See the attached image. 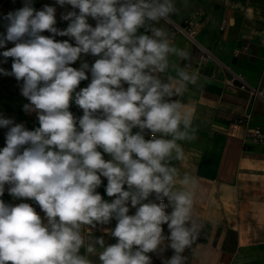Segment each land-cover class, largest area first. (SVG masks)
Returning a JSON list of instances; mask_svg holds the SVG:
<instances>
[{
    "label": "clouds",
    "instance_id": "9594fccd",
    "mask_svg": "<svg viewBox=\"0 0 264 264\" xmlns=\"http://www.w3.org/2000/svg\"><path fill=\"white\" fill-rule=\"evenodd\" d=\"M57 3L79 9V14L62 17L71 21L66 30L54 27V7L36 11L25 3L5 17L6 36L0 37V48L15 43L2 53L14 58L11 73H0L23 81L22 95L30 101L25 111L37 112L39 121V127L29 131L0 118V127L9 129L0 150V196L10 185V195L33 199L47 220L45 224L28 203L12 206L0 200V264H91L79 255L84 245L81 229L107 224L113 217L118 223L111 235L118 242L107 247L102 238L95 242L104 248L99 254L102 264H151L147 253L164 241L165 223L175 253L167 264H186L182 254L201 225L192 216L194 178L181 177L172 161H183L178 141L193 139L195 129L192 112L172 97L196 84L199 73L170 63V56L187 60L190 54L172 45L168 32L155 26L175 13L174 0ZM89 16L97 21L95 27L87 22ZM140 28L151 35H137ZM44 31L72 37L76 46L45 37L40 34ZM82 53L101 58L91 66V83L76 92L88 78L89 65L82 64L80 70L69 65ZM122 82L128 84L126 90ZM73 93L83 109L81 131L69 111ZM137 127L141 131L132 134ZM145 129L152 134L149 140L142 134ZM25 145L29 147L21 152ZM98 148L112 160L105 161ZM101 176L107 178V195L116 197L111 203L96 192ZM153 192L161 203H142ZM163 197L173 207L170 214ZM129 200L133 207L140 205L135 215H128ZM86 250L96 251L91 243Z\"/></svg>",
    "mask_w": 264,
    "mask_h": 264
},
{
    "label": "crops",
    "instance_id": "0c3cea01",
    "mask_svg": "<svg viewBox=\"0 0 264 264\" xmlns=\"http://www.w3.org/2000/svg\"><path fill=\"white\" fill-rule=\"evenodd\" d=\"M30 3L40 11L44 6L55 8V20L58 30H66L70 20L62 17L74 9L71 5L63 6L57 0H0V37L6 36L9 13ZM175 13L170 16L183 21L194 11L201 9L203 15L198 22V38L215 53L217 60L203 61L199 50L183 35L171 31L169 25L161 20L156 27L165 29L170 43L179 49L189 52L187 60L170 56V63L181 67L189 66V71L199 73L196 84H189L188 89L179 100L188 111L192 112V128L194 138L178 141L184 151L183 161H172L180 171V176L188 174L194 178V199L192 216L201 225L199 234L190 248L182 254L186 264H264V145L244 143L246 126L236 123L235 117L251 113L250 125L264 128V98L254 97L248 89L242 88L233 81L232 72L243 75L252 85L259 86L264 96V0H174ZM90 26L95 27L97 21L87 17ZM56 42L68 41L76 46L75 40L69 36L54 35L48 31L40 33ZM147 34L144 28L138 29L137 35ZM15 46L14 42H6L0 48V69L12 71V57L5 58L2 53ZM247 46V48H244ZM236 50L239 52L236 53ZM101 56L81 54L80 58L70 64L77 70L87 63L85 70L88 77L82 80L76 92L87 87L92 80L91 66ZM6 61V62H5ZM175 75L174 71H171ZM23 81H17L14 75L0 73V118L11 119L14 124H22L26 130L33 131L39 127L37 112L25 111L24 106L30 101L22 95ZM126 90L128 84L122 82ZM75 93L70 101L69 111L77 121L83 116V109L75 104ZM101 115V113H97ZM11 127V125L9 126ZM8 128L0 127V150L6 146ZM141 130L132 129V134ZM145 140L152 138L150 130H143ZM157 138L161 134L157 133ZM168 138L170 137H163ZM29 147L25 145L21 148ZM105 161L112 160L111 155L98 148ZM133 158H136L133 154ZM101 185L96 192L102 199L111 203L116 197L106 193L107 178L101 176ZM180 187L179 183L176 185ZM5 185L3 196L5 204L16 206L20 203L30 204L46 224L45 213L33 199L16 198L9 194ZM124 190H129L124 185ZM167 205L166 214L173 210L167 197L162 198ZM142 203H157L156 193H151ZM128 215H135L140 205L133 207L130 200L127 205ZM118 221L115 217L107 224L96 223L95 227L85 225L81 229L84 245L79 255L86 257L91 264H102L99 254L104 250L96 240L102 238L104 247L116 244L118 238L111 235ZM162 244L153 252L147 253L151 264H167L175 254L169 246L170 230L167 223L162 224ZM91 243L95 253H88ZM138 246H133L136 250Z\"/></svg>",
    "mask_w": 264,
    "mask_h": 264
},
{
    "label": "built area",
    "instance_id": "2783aa9c",
    "mask_svg": "<svg viewBox=\"0 0 264 264\" xmlns=\"http://www.w3.org/2000/svg\"><path fill=\"white\" fill-rule=\"evenodd\" d=\"M203 15L201 9L194 11L189 17L185 18L183 21H177L171 16L165 21L172 32L177 35H183L193 45L199 50L200 57L203 61L217 60L215 53L209 46H206L198 38V22L200 17ZM164 21V20H163ZM244 48H247L245 46ZM239 52L236 50V53ZM229 71L232 72L231 82L236 81L238 84L245 89H248L252 96L264 98L263 91L259 86L250 84L241 74L233 72L228 66H226ZM251 113H246L241 116L235 117L234 121L236 123H242L246 126V131L244 135V143L247 144H260L264 145V128L260 125H250Z\"/></svg>",
    "mask_w": 264,
    "mask_h": 264
}]
</instances>
